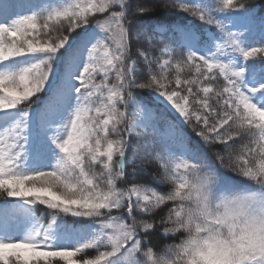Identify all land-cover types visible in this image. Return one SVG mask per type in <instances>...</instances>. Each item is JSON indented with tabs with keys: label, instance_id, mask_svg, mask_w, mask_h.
I'll list each match as a JSON object with an SVG mask.
<instances>
[{
	"label": "snow or ice",
	"instance_id": "1",
	"mask_svg": "<svg viewBox=\"0 0 264 264\" xmlns=\"http://www.w3.org/2000/svg\"><path fill=\"white\" fill-rule=\"evenodd\" d=\"M126 6V0H74L35 11L38 5L25 10L24 3L0 2V264H163L174 249L172 264H264V74L247 65L264 62V44L246 46L220 15L248 5L174 0L171 7L209 30L185 27L179 58L167 47L161 50L167 58L139 52L150 70L153 64L160 70L146 83L137 80L135 61L128 63ZM85 26L93 31L73 44L72 34ZM184 69L194 71L191 78L181 77ZM134 89H152L204 142L222 145L229 156L226 162L217 154L220 167L255 186H222L215 161L193 153L165 119L166 139L154 135L140 148L170 190L134 181L122 189L138 171L130 138L155 132L162 119ZM169 203L164 233L186 236L159 255L142 239L156 225L135 213ZM37 205L51 210L46 223ZM219 206L222 216L210 211Z\"/></svg>",
	"mask_w": 264,
	"mask_h": 264
},
{
	"label": "trees",
	"instance_id": "2",
	"mask_svg": "<svg viewBox=\"0 0 264 264\" xmlns=\"http://www.w3.org/2000/svg\"><path fill=\"white\" fill-rule=\"evenodd\" d=\"M74 2V0H31L32 4L38 5L34 10L40 11L42 8L51 9L55 7H63L68 3ZM200 3L207 4L209 6H215L216 0H199ZM240 2L248 5V11H235L230 13H222V20L225 25L231 30L229 25V17L232 15H237L245 19L249 26L237 31L241 36L243 43L246 46H253L264 44V0H240ZM174 3V0H126V27L128 29V45H129V57L128 63L135 61L136 67V78L141 83H146L151 79L152 75H159L160 71L158 67L152 65L151 70L149 69L146 62L139 52L145 51L148 54L153 50L154 46H161L162 43L157 39H153L151 34L155 26L160 25H178L186 24L187 22L192 21L199 26L200 33L207 32L204 29L203 24L195 17L190 16L187 13L181 12L177 8H173L170 5ZM169 5V6H165ZM138 9H145L146 11H138ZM27 14H31L30 12ZM47 13L45 12V15ZM94 27V24H93ZM208 30L210 26H207ZM215 31V29H212ZM93 29L89 26L85 28L77 29L72 35L74 39L73 44L80 42L81 40L87 38ZM99 31V30H97ZM56 35L55 32L52 33ZM63 51V50H61ZM176 57L179 58L180 54L185 51L184 47H177L175 49ZM23 59V58H21ZM241 63H244L241 61ZM247 65L255 67L258 70H261V73L264 74V62L261 61H248ZM63 65H58V71H62ZM194 74V71L191 69H184L181 73L182 78H191ZM175 69H171L168 73V77L172 76L175 79ZM251 81V80H250ZM114 82V81H113ZM213 86L217 89L222 88L223 78L220 77L216 81H213ZM152 89H134V97L140 98L143 102L148 104L153 110L162 117L160 125L164 126L163 121L166 119L168 122L172 120V115L166 109V107L157 101L152 95ZM34 99V98H33ZM36 107V105H33ZM192 125V124H189ZM193 126V125H192ZM128 139V137H126ZM146 137H131L130 144V156L132 152H137L136 164L138 166V171L135 174H132L128 178V182H122L120 187L126 188L131 186V182L142 183L146 186H151L157 189L161 193H167L170 190V185L163 181V170L159 167L158 163L150 158L144 153L140 148V145L145 141ZM244 143H247V136H244L241 140H238L231 150L230 154L234 158L235 155L239 152L240 148ZM190 144L196 150V153L199 154L202 160L208 162L215 161V166L218 167L221 184L224 187L235 186V187H244V186H255L254 182L248 181L246 178L240 176L238 172L233 171L230 168L220 167L219 161L216 160L217 154L224 155L226 162L228 161L229 152L223 148L219 143L208 144L202 140L201 137L197 135V130L194 129L190 134ZM151 150V149H149ZM157 150H159L157 148ZM129 173H132L131 167H129ZM159 181V182H158ZM15 199V198H10ZM3 200H0V204H3ZM173 207L170 203L168 205H161L158 208L154 209L151 214L144 215L142 213H135L138 221L154 223L156 225V230L150 232L147 236H142V239L145 245L151 246L153 250L159 255H165L168 248L172 245L178 244L183 238H185L186 233H168L165 234L162 226V221L167 219L168 209ZM50 209H47L46 206L37 205L36 206V216L39 218L40 222L46 223L50 219ZM69 222L83 223L88 222L87 218H78L68 216L65 218ZM171 227L172 225H165ZM88 254L95 255V250H88Z\"/></svg>",
	"mask_w": 264,
	"mask_h": 264
},
{
	"label": "rangeland",
	"instance_id": "3",
	"mask_svg": "<svg viewBox=\"0 0 264 264\" xmlns=\"http://www.w3.org/2000/svg\"><path fill=\"white\" fill-rule=\"evenodd\" d=\"M0 2H3V0H0ZM9 3H24V9L26 10L27 8L31 7V0H8ZM196 2H199V0H196ZM201 22V21H200ZM204 26V29L208 31V27L204 22H201ZM229 25L233 31H237L243 28H247L249 26L248 22L237 16V15H232L229 17ZM188 27L191 28L195 31H199V26L196 23H193L192 21L187 22L186 24H178V25H160V26H155L152 30V38L157 39L162 43L161 46H154L153 45V50L150 52V56L155 59L157 57H162V52L161 50L167 47L169 51L173 53V55H176L175 49L177 47H183V45L186 43L187 37L184 31V28ZM95 42V41H93ZM162 58H167V57H162ZM155 65V64H153ZM156 66V65H155ZM159 70V68H158ZM171 70V69H170ZM168 70V73L170 72ZM160 71V70H159ZM170 80H173V77L170 76L168 77ZM249 86H251V81H249ZM152 95L154 98L159 101L161 104H163L166 109L170 112L172 115V120L169 122L175 124L181 131V133L184 135L186 140L188 141L187 147L193 152L196 153V150L191 146L190 144V134L193 131V126L189 125L187 122L183 121L182 117H179L178 113H176L173 109H171L170 105H167L162 98H158V94L155 93L154 91L152 92ZM258 102H260L258 100ZM166 133V126H161L160 123L157 125V129L155 132L153 129H149L148 134L146 136L145 140H148L149 142L152 141L153 136H156L157 142L161 138H165Z\"/></svg>",
	"mask_w": 264,
	"mask_h": 264
},
{
	"label": "clouds",
	"instance_id": "4",
	"mask_svg": "<svg viewBox=\"0 0 264 264\" xmlns=\"http://www.w3.org/2000/svg\"><path fill=\"white\" fill-rule=\"evenodd\" d=\"M258 206L253 205V208L256 209ZM210 211L217 216H222L224 214V208L223 206H219V207H212L210 209ZM261 211H264V208H261ZM225 236H228V232L225 231L224 232ZM176 251L177 250H173L172 254L163 262V264H172L173 261L176 260L177 256H176Z\"/></svg>",
	"mask_w": 264,
	"mask_h": 264
}]
</instances>
